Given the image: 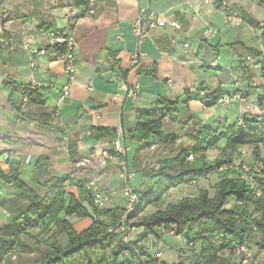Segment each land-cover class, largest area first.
<instances>
[{"label": "crops", "instance_id": "1", "mask_svg": "<svg viewBox=\"0 0 264 264\" xmlns=\"http://www.w3.org/2000/svg\"><path fill=\"white\" fill-rule=\"evenodd\" d=\"M226 1L229 6L238 8V19L226 21L224 10L216 0H159L152 7L163 16L179 21L181 27H157L139 43L132 25L141 8L146 6V0H98L96 14L80 16H74L73 12L82 8L75 6L72 0L69 11L62 16L65 21L63 27L56 28L61 33L72 34L78 44V72L68 96L61 97V89L67 80L62 62L51 55L42 56L38 60L35 76L42 83L39 91L45 103L39 105L28 101L23 103L21 111H17L9 103L8 95L13 93L17 100L20 99L18 86L27 82L31 75L29 54L15 50L0 55V169L5 173L13 170L9 158L18 156L21 163L16 171L25 180L27 176L33 179L37 176L35 165L39 157L49 156L51 171L55 176H74L71 174L74 162L84 157L91 158L90 168L102 172L103 181L108 188H112L117 175L116 160L120 159L117 153L113 155V151L116 152L114 141L117 137L97 139L93 137L95 130L116 129L117 135L121 132L127 147L125 158L131 164L134 155L133 152L129 159L131 146H138V142L131 138L130 131L138 120L139 111L155 107L160 97L179 99L181 102L179 114L175 118H166L165 129L168 121L173 125L185 122L191 125L202 119L206 112L202 105L203 97L220 88L224 92L239 91L249 96L243 103L232 104L227 108L216 105L212 109L213 116L205 122L221 118L229 120L232 117L237 120L245 113L257 115L264 112L261 106L260 110L251 105L248 108L246 103L250 97L249 90L234 87L230 91L229 87L233 85L228 83V74L221 70L218 59L219 52L224 50H229L236 57L233 49L226 44L242 42L258 49L248 42V38L251 30L260 29L264 25V18L253 16L254 7L261 5L259 0ZM26 18L27 14L20 17L21 20L16 19L15 28L19 29L22 23H26ZM17 35L19 38V32ZM173 38L188 42L189 47L173 46ZM42 39L37 36L35 41ZM137 49L143 55L139 64L135 65L131 56ZM214 60L218 61L215 66L211 65ZM238 65V62L228 65L229 71L237 74L236 85L240 82L248 83L249 89L261 93V88L250 87L246 69ZM153 67L156 68L154 72ZM211 68L216 72H210L208 69ZM247 69L258 72L256 68ZM8 77L10 80H5ZM121 79L130 86H137V99L126 95ZM3 82L8 85L4 87ZM263 84L261 76L254 78V86ZM189 94L200 98L187 101ZM45 111L51 117H43ZM42 118L47 120L46 125L42 124ZM173 125L170 124L168 132H174L171 129ZM5 137H13L16 142L9 143ZM72 141H77L78 147L75 161L70 159L69 154ZM104 150L109 151L112 157H104ZM2 182L0 180V185ZM65 185L68 192L77 193L70 190L76 188L71 181ZM11 187L5 191L0 188V197L7 191L15 193ZM3 206L0 204V213L6 219L2 221L0 218L3 222L0 227L12 219L10 212L13 211L8 205H5L7 208ZM2 209L7 214H3Z\"/></svg>", "mask_w": 264, "mask_h": 264}, {"label": "trees", "instance_id": "2", "mask_svg": "<svg viewBox=\"0 0 264 264\" xmlns=\"http://www.w3.org/2000/svg\"><path fill=\"white\" fill-rule=\"evenodd\" d=\"M224 0H216L222 6ZM75 6L83 8L89 3V0H73ZM98 3V0H97ZM259 5L264 6L261 2ZM96 6V11H97ZM81 14H85V10L81 9ZM15 17V16H14ZM16 18V17H15ZM39 27L45 29H56L54 24L49 21H41ZM261 37L264 42V25L260 27ZM227 47L233 49L238 64L247 55L254 57H264V53L254 47L245 45L242 42H234L226 44ZM156 71L153 67L152 72ZM248 74V82L250 87L256 89L261 88L262 92L258 96V104L264 107V84L262 86H254V78L261 76L264 80V68L259 72L246 69ZM8 84H4V87ZM220 88V87H219ZM40 88L27 92L29 102L39 105L45 103ZM223 90L218 89L203 97V103L206 106L215 107L218 104V99L224 94ZM190 96L187 101L193 98L199 99L198 95ZM244 97L249 96L243 94ZM20 97V96H19ZM202 99V98H201ZM8 101L17 110H22L23 102L17 100V96L13 93L8 95ZM181 102L179 99H169L160 97L157 105L147 110H140L138 120L131 129V138L137 139L138 146L134 150V155L131 164L127 158L128 168H136L139 160V152L144 148H149L155 142L153 138H158L159 143L173 144L178 136L175 132H168L164 129L166 118H175L179 114ZM44 116L51 114L43 113ZM243 123L249 127L248 132L244 131L236 122H230L227 119L211 120L199 124V128L191 134L193 144L182 148V152L171 161L161 160L159 162L160 169L155 171L150 169V173L156 176L158 181L151 188L145 190L137 189L138 196L143 199L148 196L160 197L161 193L167 187L176 185L181 182H188L190 179L197 178L203 175L201 172L206 168L211 171L218 169L221 164L231 162V160H223L214 165L206 163L196 164L194 161H189V156H195V153L210 149L213 145L222 141L226 142L227 147H232L235 144L244 143H264V112L257 115L242 114ZM197 118V117H196ZM43 120V125H46L47 120ZM199 120H196L197 122ZM190 123V122H189ZM117 137L116 129L100 128L95 130L93 137L99 139L103 137ZM258 151L255 150V153ZM117 152L113 151V155ZM70 159L75 161L78 157L77 141H72L69 144ZM118 154V153H117ZM119 155V154H118ZM122 158L121 155H119ZM126 159V158H125ZM189 164L185 165V161ZM194 162V163H193ZM169 165L179 167L178 172L172 173ZM37 176L33 177V183L25 180L19 171L11 170L8 173L0 169V180L4 183L13 186L16 190L21 191V196L25 197L29 204L25 207L17 206L13 209L14 216L5 226L0 227V264L4 262L7 254L13 250H27L28 246L22 239V236L30 235L28 229L39 227L41 231L36 236H43L46 233L53 231L51 234L52 243L49 246L51 250L44 258L36 264H118L117 258L123 257L124 249H131L123 242L120 245L107 244V239L111 234L107 233L110 226H114L121 219L125 207L120 204H114L110 207L99 208L94 200V191L89 187L90 181L87 176L76 178L69 175L67 178L55 176L51 171V161L49 156H41L36 162ZM234 172L233 170H230ZM235 173V172H234ZM226 172H224V175ZM71 181L77 188V193H71L66 190V182ZM124 183L122 182V188ZM159 190V193L157 191ZM235 196L243 201V204L236 205L235 210H225L222 206L231 197ZM200 200H182L178 205L170 206L167 214H157L151 217L147 222V227H157L164 225L166 228H171L172 231L179 235H184L185 239L195 240L202 238V251L199 252L196 258L190 264H223V258L218 256V252L223 249L234 248L243 243L249 236V229L253 226L258 227V230L264 234V190L263 194L256 196L245 180H235L230 177H222L219 182L215 196L213 199H207L205 195ZM251 205H254L253 211ZM94 211L92 212L91 211ZM254 212L259 215L252 223L246 225L239 223L236 219V214L245 217L248 221L250 214ZM65 214L76 215L78 217H92L94 221L87 228L77 231L73 224L65 217ZM104 216V218H102ZM58 226V229L68 236V244L66 247H61L57 243L56 231L53 227ZM53 228V229H52ZM98 236H105L100 241H95ZM117 236V235H116ZM116 241V240H115ZM116 245L120 249L116 252L113 247ZM125 246V247H124ZM107 250L109 252H107ZM111 258V259H110ZM149 263V262H147ZM121 264H133L131 259L123 260Z\"/></svg>", "mask_w": 264, "mask_h": 264}, {"label": "rangeland", "instance_id": "3", "mask_svg": "<svg viewBox=\"0 0 264 264\" xmlns=\"http://www.w3.org/2000/svg\"><path fill=\"white\" fill-rule=\"evenodd\" d=\"M259 2L264 5V0H259ZM71 3L72 0H0V4L8 8L9 12H11L16 19H20V17L27 14L28 18L25 19L27 20L25 22L32 21L31 23L38 24L41 21H49L55 23V27L57 29L63 27L65 21L62 19V16L69 11ZM234 9L238 10V8ZM253 10L254 18H256V16L264 18V6H255ZM250 33L251 35L248 38V42L264 52V42L260 37L261 30L256 28V30H251ZM218 59L222 67L221 70L225 73L227 72L228 74V83H230L231 86L233 85L232 88L229 87L230 91L234 90V87L249 90L250 97L248 98L246 105L248 108L254 107L257 110H260V104H258V90L253 92L249 89L247 86L248 83L246 82V84L240 82V85H236L235 81L237 74L235 75V72H230L228 69V65H230V63L235 65V63L238 62L237 57L232 56L229 50H224L219 52ZM208 70L210 72L212 71V73L213 71L216 72L213 68ZM219 74H221V71H219ZM4 84L5 83L3 82L2 85L4 86ZM252 89H254V87ZM238 104H241V102ZM250 105L251 107H249ZM262 108L264 110V107ZM241 118H243L242 115H240L237 120L232 117L229 121L236 122L239 126H241V128L243 127L242 129L244 131L248 132L249 127L240 121ZM170 124L173 125V123H170L169 121L166 123V129L164 127L166 131L170 130ZM199 124H204L202 119L191 125L189 122H185L182 125H173V128L171 129L178 136L173 144L165 142L160 144L158 138H153V141L155 142L153 145L154 147L150 146L149 148H144L139 152L138 158L140 161L138 162L136 168H128L126 158L127 168L129 171L133 172V175L129 180L132 188L135 190H145L146 188H151L155 183H157V172H154L156 176H153L152 173H150V169L158 171L160 169L159 162H161V160L171 161L180 155L182 148L193 144L191 134L199 128ZM5 139L9 143L16 142L13 137H5ZM131 148L132 152L129 154V159L131 158L134 150L137 148V145L132 144ZM255 150L258 152L255 153ZM228 159L231 160V162L221 164L218 169L211 171L210 169L205 168L201 172L203 175L197 177L196 179L193 178L188 182H181L167 187L158 198L148 196L141 199L139 197V200L131 205H129L128 200L124 196L122 180L118 175L119 160H116L117 175L115 179L117 183L115 181V184L113 185L114 187L112 188H108L105 181H103V174L101 172L102 169L100 171L101 173H99L98 171L90 168L92 161L91 158L84 157L78 159L79 161L76 160L72 165L71 174H74L75 177L78 176V178L83 175L87 176L88 180L99 178V188L105 196L101 201L102 204L100 208L110 207L114 204H120L125 207V211L119 222L107 229V233L111 234L110 238L107 239V244L113 243L120 245L119 243L123 242L127 247L131 248L123 250V257L119 256L117 258L118 264L123 263V260L128 258L131 259L133 264H190L191 261L197 257L199 252L202 251L201 237L193 241H188L185 237H183L184 235H179L177 232L172 231V227L169 229L164 225H157V227L150 228L147 227L146 224L151 217H154L157 214H167L170 206L178 205L184 199L201 201L204 199L203 195H205L207 199H213L216 188L222 177H230L238 181L245 180L255 192L256 196L260 194L262 195L264 190V143H244L227 147L226 142L222 141L213 145L210 149L195 153V156L190 155L188 160L190 162L194 161L199 165L203 163L214 165L220 161L222 162L223 160L228 161ZM188 164L189 162L186 160L185 165ZM168 169L174 173L178 172L180 168L169 165ZM230 170H233L235 173ZM224 172H226L225 175ZM67 177L68 175H65L62 178L65 179ZM26 178L29 183L33 181L30 176H27ZM8 187L11 186L6 183L3 184V182L0 185V188L3 191L7 190ZM12 189L15 190V193L10 194L8 191L4 192V195L0 197V204H4L3 208L8 205L12 211L13 209L15 210L17 206L26 208L29 204L28 200L21 196V191L14 188ZM70 190L75 192L77 191L76 188H71ZM158 193L159 190L156 194ZM7 198L10 204L7 201ZM242 204V200L235 196H231L222 206V209L227 211L232 209L235 210L236 205L241 206ZM253 207L254 205H251L250 207L252 211ZM2 213L4 214L3 211ZM10 213L13 218L14 212ZM235 216L239 223H245L246 225L254 222L253 220L259 217V215L254 212L250 214L248 221L245 217L239 216V214H236ZM65 217L73 224V227L77 231L87 228L94 221V218L89 216L78 217L76 215L65 214ZM0 218L2 221L3 218L6 219L1 213ZM102 218H104V216ZM2 221L0 220V226L3 224ZM53 228L52 229L56 231V236L54 237L56 238L57 243L60 244L61 247H66L68 244V236L66 233H62L60 229H58V226H54ZM28 230L30 235L24 234L22 236V239L27 244L28 249L25 251L13 250L6 255L2 264H36L51 251L49 246L52 243V230L43 236H37L38 243H35L36 238L31 236H36L41 229L37 227ZM103 237L105 239V236H98L95 238V241H100ZM241 244L235 246L233 249L227 248L218 252V256L222 257L224 260L223 264H264V234L258 230V227L249 229L248 238H246ZM116 245H113L115 249L117 248ZM119 249L120 248L118 247L116 252H118ZM236 250L241 251L237 253ZM107 252L109 251L107 250ZM246 256H250L247 261H245ZM41 264L43 263L41 262Z\"/></svg>", "mask_w": 264, "mask_h": 264}, {"label": "built area", "instance_id": "4", "mask_svg": "<svg viewBox=\"0 0 264 264\" xmlns=\"http://www.w3.org/2000/svg\"><path fill=\"white\" fill-rule=\"evenodd\" d=\"M157 1L159 0H146V6L141 8L133 21L132 31L139 43H141L143 39L150 35V32L157 27L170 26L176 29L181 27L179 21L163 16L152 7V4ZM96 6L97 0H89V3L86 4L82 10H85V14L94 15L96 14ZM222 8L224 10L226 21H233L234 19H238L240 17L238 10L230 7L226 0L222 2ZM73 13L74 16H80L81 10ZM15 25L16 18L11 14V12H9L8 8L0 4V55L15 50H23L29 54V66L31 69L30 79L18 86L22 102L26 103L29 101L27 94L28 91L36 90L42 87V83L36 79L35 69L38 67L39 58L46 55H51L55 60L62 62L67 80L61 89V97L64 98L68 96L70 93V86L76 81L78 72V44L75 37L69 33H61L56 29H45L43 27H39L38 24H33L31 21L22 23L19 29H16ZM17 32H19V38ZM214 32H216V30H214ZM37 36L42 37V41L36 42L35 39ZM172 44L175 47H189L188 42H180L176 38L172 39ZM142 55L143 52L140 49L133 52L131 56L133 64L138 65ZM217 63L218 61L214 60L211 62V65L215 66ZM238 66L242 69L256 68L260 71L264 68V57L261 56L257 58L252 55H247L242 59ZM5 80H10V78H5ZM121 85L128 97L132 99L138 98L137 86H130L123 79H121ZM87 87L90 88V85ZM244 101L245 97L238 91L225 92L218 99L217 105L226 107L234 103H242ZM202 105L206 109V112L201 117L203 122H205L213 116L212 109L215 107L206 106L204 103ZM240 121L243 122V118H241ZM121 135V132H119L114 141V147L115 151L122 156V158L119 157L118 175L124 183V196L128 200L129 205H131L139 200V196L137 191L133 189L129 183L133 172L129 171L127 168L125 159L127 147ZM102 155L104 157H112L109 151L106 150L102 152ZM89 187L94 191L95 203L100 208L102 204L101 201L105 196L99 188V178H93L90 181ZM2 211L7 214L5 209H2ZM254 228H256V226H253V229ZM240 251L241 250H236L237 253ZM249 257L250 256H246L245 261L249 260Z\"/></svg>", "mask_w": 264, "mask_h": 264}, {"label": "water", "instance_id": "5", "mask_svg": "<svg viewBox=\"0 0 264 264\" xmlns=\"http://www.w3.org/2000/svg\"><path fill=\"white\" fill-rule=\"evenodd\" d=\"M9 162L13 165V169L17 170L19 167V164L21 163V159L18 156H11L9 158Z\"/></svg>", "mask_w": 264, "mask_h": 264}]
</instances>
